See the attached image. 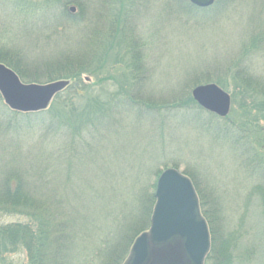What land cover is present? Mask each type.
Wrapping results in <instances>:
<instances>
[{"label": "rangeland", "instance_id": "374dc122", "mask_svg": "<svg viewBox=\"0 0 264 264\" xmlns=\"http://www.w3.org/2000/svg\"><path fill=\"white\" fill-rule=\"evenodd\" d=\"M175 1V5L171 2L168 7L167 0H108V5L113 8L110 11H106L105 7L96 6L98 2H95V7H99L105 16L111 18L118 14L116 9L121 2L124 5L121 15L124 20L120 26H126L127 29L123 28L108 56L103 58L104 67L95 76L82 75L83 82L92 84L91 92L81 94L76 102L77 108L73 109L82 111L90 95L96 102H106L110 95L119 89L117 82L120 81L121 75L128 74L130 55L127 51L129 52L128 45L131 42L138 45L141 62L139 61V74L135 85L131 86L128 75L122 77L129 78L126 84L128 91L152 101H161L171 96L183 97L176 95L181 92L190 91L191 95L195 86L217 84L218 81L215 80L218 79L219 83H224L225 86L217 85L228 93L231 99L227 122L223 120L226 117H219L200 106L206 112L198 113L195 107H189L188 110L186 107H170L172 109L167 113L150 108L139 113V118L128 110V106L127 109H120L121 112L119 109L112 111L110 122L95 123V129H91L93 123L92 126L86 123L82 133L64 136V133H60L50 137L43 136L45 133L36 125L13 133L12 128L17 125L19 119L4 113L1 115V168L12 166L13 160L18 164H26V158L35 168H40L38 152L46 158L52 146L55 147V157L50 160L47 158L50 167L47 166L46 170L54 167L58 178L56 185L68 193L65 217L78 226L82 225L83 229L80 232L83 233L82 237L71 238L69 251L72 249L75 252L71 258H79V262L74 264L97 263L96 255L93 260L87 261L85 255L88 254L90 244V238L87 240V236L96 228L91 227V221L96 220L94 215H97L96 212L102 207L103 201H112L111 209L104 212L103 216L108 219L100 224L102 227L95 239L113 238L111 243L116 242L115 252L124 250L123 242L130 243L132 239L133 242L141 232L149 228L144 217L146 208L154 205V201L149 199L146 203L143 198L146 191H153L154 195V180L157 174L166 168H174L187 176L196 194L197 191L199 195L202 194L205 207L212 203L219 208V219L222 221L220 224L226 232L223 233L224 237L229 238L230 231H234L237 236L231 264L263 262L264 221L258 198L251 192L257 191L255 187H264V149L260 148V145L264 144V119L261 118L264 115V96L249 94L255 107L248 105L249 99L243 98L242 102L239 95L242 87L231 77V71L234 70L229 69L231 63L242 56L249 74L264 78V50L248 51L244 55L240 52L244 44V48L248 50L246 43L249 44V38L254 33L253 21L251 22L254 13L252 4L249 0H235L232 7L219 16H215V13L203 14L197 9L188 15L180 2ZM29 2L30 0H21L19 5L15 0H0V45L8 48L18 47L23 54L20 62L31 65V69H41L45 62L59 59L58 56L67 48L73 51L81 48V45H76L78 34L75 29V39H66L67 34L64 32H58V36L53 37L43 33L45 38L41 36L40 47H34L38 43L39 34L36 38L33 35L28 36L27 29L32 20L35 21L33 15L38 14L41 6L33 4L32 0L29 6ZM70 7H74L73 12ZM67 8L70 14H75L74 4H69ZM92 10L94 8L89 7V16H92ZM262 15L264 20V7ZM122 36H126L123 37V42ZM117 52L120 59H123L122 67L120 60H117V64L110 61ZM206 74L207 76H203ZM207 77L209 79H206ZM97 78H101L100 81H97ZM0 101L4 108L12 111L4 104L1 96ZM52 101L53 99L42 111L47 112L50 120H55L58 117L55 109L59 107ZM243 104L244 106H241ZM190 111H193V114L186 116L185 113ZM144 113L147 114L143 115ZM255 113L259 114L256 116ZM253 116L257 117V125ZM228 122L234 130L246 128L245 135L240 138L246 143L228 140L216 133L217 124ZM213 124H216L215 127ZM239 132L236 131V134L239 135ZM257 137L259 143L256 142ZM62 138L68 141L66 146H70L71 140L73 143V152L68 158L67 154L65 157L58 156ZM258 144L257 150L254 147ZM246 148H252L261 157L256 158L257 170L254 173L244 164L246 155L243 152ZM248 152L250 158L252 151ZM255 155L253 153L252 156ZM93 191L97 192V196ZM124 192L130 193L129 198L123 197ZM98 202L100 204L97 207ZM71 212L72 218L69 215ZM18 220L20 219L16 216H0V223ZM230 240L233 241L234 238ZM73 243L79 250L73 247ZM130 247L131 245L129 249ZM4 260L8 262L5 264H27L24 250ZM108 262L107 264H110ZM219 262L229 264L225 261Z\"/></svg>", "mask_w": 264, "mask_h": 264}, {"label": "trees", "instance_id": "16d2710c", "mask_svg": "<svg viewBox=\"0 0 264 264\" xmlns=\"http://www.w3.org/2000/svg\"><path fill=\"white\" fill-rule=\"evenodd\" d=\"M16 1L19 5L21 4V0H15V3ZM96 1L98 2L96 6L105 7L106 11L113 9L108 5V0H32V2H34L33 4L41 6L39 11H37L38 14L35 16L33 15L35 21L32 20L27 29L28 36L33 35L35 37L39 34L37 37L38 43L34 47H40V38L43 36V33L46 35L48 34L47 36L51 35L53 37L54 35L58 36V32L61 34L64 32V34H67L66 39H68L75 35L73 34V29H75V33L78 34L76 36V40H78L76 45H81V48L79 47L80 49H76L75 51L71 48H67L58 56L59 59L55 58L51 61L45 62L41 66V69H31V65L27 66L26 64L24 65L22 61L20 62L21 58L23 59V54L18 47L8 48L0 45V62L12 69L21 81L26 83H39L41 81L50 82L59 79L70 81L69 85L53 98L52 103L54 105L57 104V107H59L55 109L58 114V117L55 120H50L48 118L50 116H47V112L45 111L29 113L8 111L2 106L0 101V119L2 118L1 115L3 113L4 115H10L11 117L19 119V122L16 123L17 125L12 128V131H14L13 133H17V131L22 129H29L33 125H36L39 127L40 131L43 130L45 133L43 136L49 135L50 137H53L60 133H64L63 136L65 134L75 135L85 131L84 128L86 123L91 126L93 123L91 129H95L97 128L94 127L95 123L104 124L105 122H110V119H112L110 118L112 116V111H117L119 109L121 112L120 109H127L128 106V110L133 112L135 116L137 115V118H139V113L150 110V108L156 110L160 109L167 113V111L172 108L177 109L179 107H186L188 110L189 107L192 109L195 107V110L198 113L206 112L192 100L190 91L187 93L181 92L176 94L183 97L177 98L171 96L168 99L161 101H152L128 91L126 84L129 78L122 77L128 75L131 79V86L135 85L137 81L136 78L139 74V63L141 62L139 59L138 45H136V43H131L130 41V44L128 45L129 52L127 51L130 55V61L127 65L128 74L121 75L120 81L117 82L120 85L119 89L114 94H111L106 102H96L93 96L90 95L87 100V105L82 111L79 112L73 109L77 108L76 102L80 99L79 96L81 94H90L89 92H91L90 88L92 87V84L83 82L82 75L91 74L95 76L96 73L104 67L103 58L108 56L109 50L113 46L119 33L123 31V28L127 29L126 26H120L124 20L121 17L124 11V5L121 2L118 3L119 5L117 9L115 8L118 14L114 13L115 16H112L111 18L110 16H105L104 12L99 10V7H95ZM173 1L167 0L168 4L166 6L169 7V4ZM183 1L185 2L184 5ZM234 1L235 0H231V2H227L226 0H216L207 8H197L191 5L187 0H176L175 2H180L181 7L187 10L188 15H191L190 13L193 12L192 10L197 9L201 10L203 14L215 13V16H219L221 13L230 9L234 4ZM249 1L252 4L251 8L253 7L252 12L254 11L251 19V22L253 21L254 33L251 34L252 36L249 38L250 40L248 39L249 44L246 43L248 50L244 48L245 44L243 48L241 47L240 52L242 51L243 55L248 51L264 50V20H262L264 0ZM8 2H10V0H8ZM69 4H74L76 8L75 14H70V11L67 8ZM173 5H175L174 2ZM89 7L94 8V10H92V16L88 15ZM123 37L126 36L121 37L122 42ZM244 49L246 50L243 52ZM241 57L235 59L231 63L229 69L234 70H230L232 72L231 77L239 87H242L239 90L242 102L243 98L245 100L249 99L250 104L248 105L254 106L255 103L249 94L253 93L264 96V78L249 74L248 66L244 65L245 62L242 61ZM112 59L113 60L110 59L112 63L116 62L117 64V60H120L119 64H121V67L124 66L123 59H120L119 57V52L116 53V56L113 55ZM39 70H42V72L38 73L37 71ZM203 76H207V74ZM100 79L101 78H97V81H100ZM206 79L209 78L207 77ZM215 81H218L216 83L221 87L225 86L224 83H219L220 80L216 79ZM241 106H244V104ZM145 114L147 113H144L143 115ZM192 114L193 111L185 113L186 116ZM258 114L259 113H255L254 115L257 116ZM253 117L257 125V117ZM261 118L264 119V115H262ZM223 120H226L227 122L228 119L226 117L223 118ZM205 123L207 124V122ZM215 125L216 124H213V127H215ZM216 126L215 131L221 137L232 141L245 142L240 138L245 135L246 128L234 130L231 127L230 122L224 123L223 125L217 124ZM236 131H240L239 135L236 134ZM256 140V142L259 143L258 137ZM70 142V146L69 144L66 146L68 141L62 138L61 149L58 156L65 157V154H67L66 157L68 158L71 155L73 152V143L72 140ZM260 146L261 149H264V144ZM254 148H257L258 150L259 144ZM54 149L55 147L52 146V149H50L48 153L49 156L46 158L38 152L37 156L41 162L40 168H35L34 164L28 161L27 158L25 159L26 164H18L16 160H13L12 166L7 167L8 165H6L5 168L0 167V216H16L20 219L18 221L0 223V264L8 263L4 259L10 258V256H13L14 254L17 255L20 250H24L27 264H74L79 262V258H71L72 254L75 252L72 251V249L69 251V247L72 245L71 238L83 236V233L80 234L83 230L81 227L82 225L78 226L71 219L65 217L64 214L67 211L66 206L69 199L68 193L56 185L55 182L58 178L54 167L46 170L47 166L50 164L47 158L50 160L52 157H55L53 154ZM249 150L252 151L250 158ZM243 153L247 158V160L246 158L244 159V164L253 171L251 173H254V171L256 172V158L260 159L261 157L252 148H248V150L246 148ZM253 153L256 154L255 157L252 156ZM13 155L16 157L15 154ZM56 164L57 163H55V165ZM156 178L154 182L156 181ZM154 188L155 183H153V190ZM254 189L257 191L253 190L251 194L258 198L261 216L264 221V187H255ZM93 193L97 196L96 191H93ZM152 193L153 191H150V193L149 191H146L143 202L147 203L149 199L154 201V195ZM129 194V192H124L123 197L128 196L129 198ZM201 196L202 194L199 195L197 191L199 208L202 216L207 222L210 235V248L204 264H209L211 262L212 264H219V261H225L231 264V259L233 257L232 251L237 236L234 231H230L229 238L224 237L223 233L226 232L223 231L224 229L220 224L222 221L219 219V208L212 203L208 207H205ZM111 203L112 201H103L101 205L102 207L96 212L97 215H94L96 220L91 221V227L96 228L87 236V240L88 237L90 238V244L88 254L85 255L86 261L90 259L93 260V256L96 255L97 259L95 260H97V263L95 262V264H107V261H109L108 263L110 264L112 262L114 264H121L125 255L128 253L129 246L133 239L130 243L123 242L124 250L118 252H115L116 242L114 244L111 243L113 238H110V240L104 237L101 239H95L98 235L97 233L101 230L102 225L100 224L108 219L103 216V214L111 209ZM99 204L100 202L97 203V207ZM212 205L214 207H212ZM152 206L153 204L146 208L144 218L146 219L147 225H149V219L153 208ZM91 207H93V203L91 204ZM69 215L70 218L73 217L72 212L69 213ZM137 231L134 232V234L137 233ZM125 236L127 237V235ZM231 238H234V240L229 241ZM76 246L73 243V247L79 250ZM262 264H264V258Z\"/></svg>", "mask_w": 264, "mask_h": 264}, {"label": "water", "instance_id": "95a60500", "mask_svg": "<svg viewBox=\"0 0 264 264\" xmlns=\"http://www.w3.org/2000/svg\"><path fill=\"white\" fill-rule=\"evenodd\" d=\"M187 1L198 8L215 2ZM69 82L59 79L44 84L24 83L12 69L0 63V96L12 111L46 109ZM191 97L198 106L219 117L227 116L230 110L229 94L214 83L195 86ZM154 199L149 228L134 239L122 264H204L210 235L191 180L174 168L162 170L156 179Z\"/></svg>", "mask_w": 264, "mask_h": 264}]
</instances>
